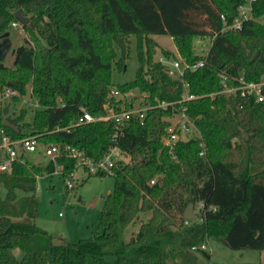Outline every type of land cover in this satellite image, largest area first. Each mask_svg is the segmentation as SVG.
Here are the masks:
<instances>
[{
	"label": "trees",
	"instance_id": "16d2710c",
	"mask_svg": "<svg viewBox=\"0 0 264 264\" xmlns=\"http://www.w3.org/2000/svg\"><path fill=\"white\" fill-rule=\"evenodd\" d=\"M242 2L0 0L1 42L11 36L12 24L20 23L14 17L18 10L30 23L21 24L29 38L14 50L13 66L5 64V56L0 58V97L16 91L39 105L28 123L26 109L11 118L4 115L10 105L0 104V129L13 140L37 136L43 146L71 145L99 161L110 145L112 122L74 125L83 111L104 114L114 88L113 67L124 71L132 37L138 41L140 67L134 81L117 87L124 93L149 94L151 102L181 100V83L155 60L159 46L154 36H170L189 64L206 62L185 74L189 92L198 97L185 105L200 138L179 143L175 161L163 146L171 112L156 109L143 123L133 120L120 141L127 161L115 169L114 192L105 200L93 238L55 243L37 225L38 177L53 174L52 162L34 164L22 155L11 173H0V190L5 191V196L0 192V264H181L207 240L236 250H263L260 229L254 230L249 245L234 236L239 233L237 220L248 219L258 192L264 190V105L241 92L221 94L224 76L230 88L238 87L240 78L264 83V0L254 4L255 20L238 32L222 33L221 16L230 25ZM203 37L213 38L206 58L197 55L194 46ZM162 52L168 59L178 58ZM6 120L17 130L5 127ZM58 163L67 175L74 171V160ZM226 182L237 186L234 199L218 194ZM201 204L199 221L186 225V210ZM147 214L150 218L125 241L126 230ZM16 251L23 252L22 261Z\"/></svg>",
	"mask_w": 264,
	"mask_h": 264
},
{
	"label": "rangeland",
	"instance_id": "374dc122",
	"mask_svg": "<svg viewBox=\"0 0 264 264\" xmlns=\"http://www.w3.org/2000/svg\"><path fill=\"white\" fill-rule=\"evenodd\" d=\"M27 37L29 38V35L21 33L20 29H12L11 36L6 41L9 44V50L4 58L7 66H13V52L24 43ZM152 38L159 46L155 56L156 61L163 57L162 49L179 55L178 47L170 36H154ZM194 46L197 47L198 45L194 43ZM139 67L138 41L137 38L132 37L129 58L124 71H121L117 66L113 67V87L116 88L119 85L134 81ZM127 94L133 96L138 102H141L144 96V93L139 91L128 92ZM29 97L30 95L21 98L18 103L7 100L0 102V104L3 106L10 105L8 116L11 118L18 117L20 112L26 109L28 111L26 122L32 123L36 111V102ZM43 147L41 144V152ZM28 158L34 164L48 163L47 158L39 153L30 154ZM125 159L127 161V158ZM75 175L74 189L70 191L61 175H46L38 181L39 215L36 223L53 236L55 243H76L82 239L93 238L99 229L105 200L114 192L115 177L113 175H89L83 168H79ZM223 187L227 190L226 192L222 189ZM223 187L218 188V194L227 196L228 199H234L237 186H234V183L226 182ZM0 192L2 196H5V191L0 190ZM200 209L201 205L193 209V214L197 220L200 216ZM149 218L150 214L141 215L137 225L130 226L126 230L125 241H129L133 233L138 231L140 224ZM235 227L239 233L235 234L234 238L242 244L249 245L254 242L252 235L256 229H260V233L262 236L264 235V190L258 192L257 200L248 219L241 222L237 220ZM257 244L255 242L253 245ZM204 245L206 250L189 252L181 264H264V248L262 251L254 249L236 250L217 240H207ZM22 259L23 255L20 261Z\"/></svg>",
	"mask_w": 264,
	"mask_h": 264
},
{
	"label": "built area",
	"instance_id": "2783aa9c",
	"mask_svg": "<svg viewBox=\"0 0 264 264\" xmlns=\"http://www.w3.org/2000/svg\"><path fill=\"white\" fill-rule=\"evenodd\" d=\"M258 0H243L238 7V15L230 25L226 24V17L221 16L225 24L222 33L240 31L246 22L255 20L253 15L254 4ZM13 29H20L21 33H25L21 23H13ZM197 55L206 58L210 52L213 38H198L195 42ZM159 62L165 67L166 74L173 80L181 83L183 95L178 102H161L157 98L154 102L149 100L150 95L144 94L143 100L138 102L133 96L122 92L117 87L112 88L107 100L103 105L104 114L93 116L87 111L78 119L75 126H82L95 123L112 122L113 131L110 136V145L106 150L103 158L95 161L88 157L84 151H81L71 145H49L44 146L41 152V143L37 136H30L21 140H13L4 129H0V173H11L15 163H17L22 155L42 154L47 158L48 163L55 165V170L51 175H61L65 179L67 189L73 190V184L76 180V171L83 168L89 175H114L115 169L118 168L122 161H125V154L120 148V141L125 137L127 130L130 128L132 121L137 120L143 123L148 113L152 110L162 109L171 112L170 117L166 119L169 124L166 129V135L163 139L164 149L168 151L173 160L177 161L175 154L179 143L187 142L191 139L200 138L194 121L187 114L186 103L198 99L189 92V84L185 81V74L188 70L195 71L205 66V60L199 61L197 64H189L178 55V58L168 59L162 57ZM227 77H223V90L221 94L231 96L237 92H241L243 97L255 98L256 103L264 105V83H248L244 78L237 80L238 87L230 88L227 84ZM14 97L22 98L16 91L8 90L4 96L0 97V102L13 100ZM31 98V96L29 97ZM36 102V101H35ZM39 105L36 102L35 109ZM204 155V152L201 153ZM67 158L75 161L74 171L66 174L65 167L58 163V160ZM50 175V176H51ZM41 177H38L40 180ZM156 180L151 182L154 185ZM201 204V209L203 208ZM199 221V218H198ZM191 221L187 220L186 225H190ZM201 250H206L203 245ZM194 250H197L194 248Z\"/></svg>",
	"mask_w": 264,
	"mask_h": 264
},
{
	"label": "water",
	"instance_id": "95a60500",
	"mask_svg": "<svg viewBox=\"0 0 264 264\" xmlns=\"http://www.w3.org/2000/svg\"><path fill=\"white\" fill-rule=\"evenodd\" d=\"M14 17L22 24V25H30L29 23V18L25 17L22 13V10H18ZM9 37V33H7L6 35H4L2 37L3 38H8ZM9 50V44H7L6 42H1L0 41V58H3L5 56V54L7 53V51ZM259 54H256V56L254 57V60L258 57ZM9 114V108H5L4 109V115L7 116ZM4 126L7 128H11L14 130H17V127L10 122L9 120H6L4 122ZM185 219L186 220H190V221H195L197 220V217L193 214V207L190 206L185 213Z\"/></svg>",
	"mask_w": 264,
	"mask_h": 264
},
{
	"label": "crops",
	"instance_id": "0c3cea01",
	"mask_svg": "<svg viewBox=\"0 0 264 264\" xmlns=\"http://www.w3.org/2000/svg\"><path fill=\"white\" fill-rule=\"evenodd\" d=\"M9 112H10V110H9ZM15 255L17 256V258L20 259L21 256H22L23 254H22V252H20V251H16V252H15Z\"/></svg>",
	"mask_w": 264,
	"mask_h": 264
}]
</instances>
